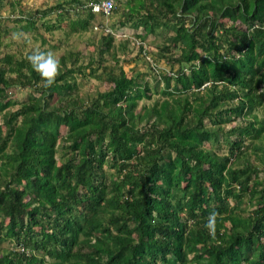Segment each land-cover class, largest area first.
Returning a JSON list of instances; mask_svg holds the SVG:
<instances>
[{"label": "trees", "instance_id": "1", "mask_svg": "<svg viewBox=\"0 0 264 264\" xmlns=\"http://www.w3.org/2000/svg\"><path fill=\"white\" fill-rule=\"evenodd\" d=\"M91 1L53 11L63 18L73 6L71 32H86L106 18ZM122 7L112 27L127 37L97 25L100 58L77 69L79 53L60 57L51 88L31 53L1 60L0 264H264V0ZM39 14L18 20L34 28ZM150 35L168 59L163 100L116 55L92 67L115 44L144 51ZM76 74L111 86L87 99ZM17 89L36 92L21 102ZM212 211L215 235L204 227Z\"/></svg>", "mask_w": 264, "mask_h": 264}, {"label": "rangeland", "instance_id": "2", "mask_svg": "<svg viewBox=\"0 0 264 264\" xmlns=\"http://www.w3.org/2000/svg\"><path fill=\"white\" fill-rule=\"evenodd\" d=\"M125 1L126 0L116 1L120 10L123 9L122 6L125 5ZM63 2H66V0H3V2L0 3V65L2 64L1 60L7 55H13L15 59L25 58L27 54L32 53L36 48L45 51H53L59 59L62 56L67 57L70 52L79 53V60L76 61V58L75 63L71 62V66L77 69L80 66H82V69L86 68L90 55L94 61L99 59L100 48L103 47V45L102 42L98 45H96V43L102 33L99 35L95 34L94 32L97 31L95 27L102 23L104 26H108L115 30L112 25L118 23L120 14L112 15L108 18H101L99 16V19L93 22L94 26H91L93 30L90 28L86 32L75 33L71 32L70 29V24L78 19L75 12H72L74 7L67 5L66 8H71V10L70 13L65 14L63 18L59 16L58 12L53 11L58 4ZM36 11L40 13V17L37 18V20L35 19V27L25 29L27 23L18 20L19 17L34 14ZM47 26L53 28L48 31L46 29ZM126 29H117L116 27V30L119 31L118 34L128 33ZM17 32L29 34L32 44L29 46L24 42H18L12 39V34ZM106 34L113 35V33L105 32L104 35ZM117 39L118 38H116L115 41ZM146 41L144 51L138 47L140 43L137 42L128 44L127 48L117 44L112 45L110 53L107 52L103 54L104 60L99 64L100 66L92 67L97 71H103L104 67L114 65L112 57L116 55V57L121 60L120 65L129 77L134 76L136 73H140L141 79L149 84L152 89V101L163 100L164 96L161 91L164 85L157 77L160 72L167 73L168 66L166 62L168 59L158 52V49L155 47V43L158 40L154 36L150 35ZM142 51L146 52L145 56ZM152 66L156 67L152 68ZM119 68L120 66H118V71ZM173 69H177L176 63L173 65ZM114 74H118V72ZM74 81L78 85L79 93L87 99L89 97H97L98 93L108 90L111 86L105 79L102 80L92 76L87 78L81 74H76L74 76ZM32 91L36 92L34 89H17L14 98L23 102L29 97ZM140 103L142 107L145 103L150 102L144 100ZM260 113V116L263 117L264 114L261 110ZM64 133H66V130L63 127L62 134Z\"/></svg>", "mask_w": 264, "mask_h": 264}, {"label": "clouds", "instance_id": "3", "mask_svg": "<svg viewBox=\"0 0 264 264\" xmlns=\"http://www.w3.org/2000/svg\"><path fill=\"white\" fill-rule=\"evenodd\" d=\"M258 26L255 25L254 27ZM12 39L18 42H24L29 46L32 44L31 37L27 33H13ZM26 59L31 65V68L39 74L45 87L51 88L57 83L61 75L62 65L53 51H41L39 48H36ZM219 215L218 212L212 211L206 218L204 227L210 235H215L217 231Z\"/></svg>", "mask_w": 264, "mask_h": 264}, {"label": "built area", "instance_id": "4", "mask_svg": "<svg viewBox=\"0 0 264 264\" xmlns=\"http://www.w3.org/2000/svg\"><path fill=\"white\" fill-rule=\"evenodd\" d=\"M116 1L115 0H98L89 2L86 7L90 8L92 13L96 15H104L106 18L112 15L115 9ZM119 27H117L118 29ZM95 29H98L97 26ZM125 30V29H124ZM104 33H113L116 38L127 37V33L118 34V30H114L108 26H104ZM115 32V33H114ZM139 43V42H138Z\"/></svg>", "mask_w": 264, "mask_h": 264}]
</instances>
